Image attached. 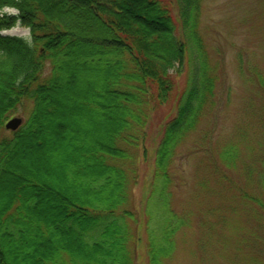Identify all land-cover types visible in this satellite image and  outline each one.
I'll return each mask as SVG.
<instances>
[{"label":"trees","instance_id":"1","mask_svg":"<svg viewBox=\"0 0 264 264\" xmlns=\"http://www.w3.org/2000/svg\"><path fill=\"white\" fill-rule=\"evenodd\" d=\"M204 1L0 0V264H138L145 257L164 264L173 257L191 216L173 206L172 165L215 98L200 34ZM18 24L30 30V41L3 35ZM77 54L89 72L102 74L94 93L69 89ZM186 64L189 87L163 123L151 161V116L171 102L173 73ZM66 89L81 115L100 117L98 134L85 141L88 131L64 139L54 132L45 147V123L58 114ZM28 99L29 118L7 131ZM31 149L42 152L48 179L21 165ZM213 156L214 171L231 182L236 151L228 146ZM258 182L264 188V178Z\"/></svg>","mask_w":264,"mask_h":264},{"label":"rangeland","instance_id":"2","mask_svg":"<svg viewBox=\"0 0 264 264\" xmlns=\"http://www.w3.org/2000/svg\"><path fill=\"white\" fill-rule=\"evenodd\" d=\"M7 12L17 14L12 9ZM200 34L210 76L215 78V98L197 130L178 149L172 165L173 206L178 213L190 214L191 226L179 233L176 251L164 264H264V188L258 182L264 178V0H205ZM3 35L31 40L30 30L20 24ZM76 59L69 89L94 93L93 86L102 85V74L89 72L83 56L77 54ZM190 69L186 64L174 71L176 89L171 102L151 116L147 128L151 161L163 123L175 115L177 99L189 87ZM60 97L59 112L45 123L41 135L45 147L54 132L64 139L77 129L88 131L85 141L98 134L95 125L101 123L100 117L81 115L67 89ZM33 106L32 100H25L11 119L25 122ZM102 106L110 109V105ZM228 146L239 160L237 168L228 171L231 182L222 179L212 164V156L217 159ZM42 156L31 149L20 163L42 174L38 162ZM54 185L51 187L57 191L59 186ZM142 186L143 182L133 193L135 210ZM205 224L215 230L210 232ZM138 264H148L146 257Z\"/></svg>","mask_w":264,"mask_h":264},{"label":"water","instance_id":"3","mask_svg":"<svg viewBox=\"0 0 264 264\" xmlns=\"http://www.w3.org/2000/svg\"><path fill=\"white\" fill-rule=\"evenodd\" d=\"M23 123V119L13 118L6 124V130L16 132L23 125Z\"/></svg>","mask_w":264,"mask_h":264}]
</instances>
